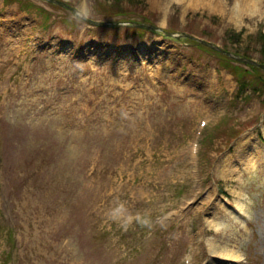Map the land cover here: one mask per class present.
Instances as JSON below:
<instances>
[{"label":"rangeland","instance_id":"rangeland-1","mask_svg":"<svg viewBox=\"0 0 264 264\" xmlns=\"http://www.w3.org/2000/svg\"><path fill=\"white\" fill-rule=\"evenodd\" d=\"M60 1L0 0V264H264V83L72 11L261 59L264 0Z\"/></svg>","mask_w":264,"mask_h":264},{"label":"trees","instance_id":"trees-1","mask_svg":"<svg viewBox=\"0 0 264 264\" xmlns=\"http://www.w3.org/2000/svg\"><path fill=\"white\" fill-rule=\"evenodd\" d=\"M121 3H123L122 0H114V3H113L114 5L111 4L106 7H109L110 9H112L114 15H118V14L125 13V12L128 13V11H126L125 8L121 6ZM105 11H109V10L105 9ZM124 21H132V19L127 17V18H124ZM146 22H149V21H146ZM138 28L143 29L141 27H136V29ZM259 36H260V41H261V54H262L261 61L264 62V32H260ZM236 73H237L240 89H243L242 91H244V89H246L249 86H252L253 89L256 90L258 88L259 83H264V69L260 67H257L254 65L251 66V69H244L242 67H236ZM261 76H263V78H261Z\"/></svg>","mask_w":264,"mask_h":264},{"label":"bare ground","instance_id":"bare-ground-1","mask_svg":"<svg viewBox=\"0 0 264 264\" xmlns=\"http://www.w3.org/2000/svg\"><path fill=\"white\" fill-rule=\"evenodd\" d=\"M239 7L242 8V2L240 3ZM237 9H238V6L234 8V11H237ZM253 145H254L253 142H252V143H249V144H246V145L241 149V151H240L241 154H244L246 151L249 150L250 152L247 153V156H248V158H249L250 161L253 160L252 158H254V155H253L252 157H250L251 152H253V151H251ZM256 160H257V159H256ZM257 161H258V160H257ZM234 170H236V167H235L234 165H230L229 168H228V172H229V173H234ZM216 223H218V222H216ZM212 243L215 245V247H216L217 249H219V247L215 244V242H212Z\"/></svg>","mask_w":264,"mask_h":264},{"label":"water","instance_id":"water-1","mask_svg":"<svg viewBox=\"0 0 264 264\" xmlns=\"http://www.w3.org/2000/svg\"><path fill=\"white\" fill-rule=\"evenodd\" d=\"M51 1H54V2H57V1H55V0H51ZM87 21H90V22H92V23H96V24H101V25H107V24H110V23H107V22H97V21H93V20H91V19H86ZM120 23H114V24H112V25H119ZM140 25H146V24H140ZM148 26V25H147ZM169 34H171V33H169ZM193 37V36H192ZM202 42H204V43H207V44H209V45H213L211 42H207V41H205V40H203V39H200ZM237 59H239V60H243V61H246V62H252V63H257L255 60H247V59H245V58H242V57H238V56H235Z\"/></svg>","mask_w":264,"mask_h":264}]
</instances>
